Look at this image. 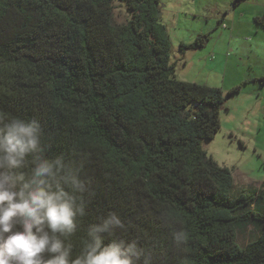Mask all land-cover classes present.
Wrapping results in <instances>:
<instances>
[{
    "label": "trees",
    "instance_id": "trees-1",
    "mask_svg": "<svg viewBox=\"0 0 264 264\" xmlns=\"http://www.w3.org/2000/svg\"><path fill=\"white\" fill-rule=\"evenodd\" d=\"M113 1L0 0V108L41 115L55 151L89 152L96 204L139 189L175 210L192 234L182 264H264V180L235 189L231 170L200 146L220 127L221 88L173 76L160 0H121V23ZM253 20L264 26V13ZM248 223L256 236L239 246Z\"/></svg>",
    "mask_w": 264,
    "mask_h": 264
},
{
    "label": "clouds",
    "instance_id": "clouds-1",
    "mask_svg": "<svg viewBox=\"0 0 264 264\" xmlns=\"http://www.w3.org/2000/svg\"><path fill=\"white\" fill-rule=\"evenodd\" d=\"M91 159L75 146L55 151L41 115L0 108V264L187 259L192 234L172 208L139 189L121 190L116 203H95Z\"/></svg>",
    "mask_w": 264,
    "mask_h": 264
},
{
    "label": "rangeland",
    "instance_id": "rangeland-1",
    "mask_svg": "<svg viewBox=\"0 0 264 264\" xmlns=\"http://www.w3.org/2000/svg\"><path fill=\"white\" fill-rule=\"evenodd\" d=\"M232 5V0H160L159 20L165 24L170 38L173 76L217 86L223 92L220 127L213 138L200 140L205 156L231 170L235 189L256 190L264 180V94L253 96L245 88L227 94V90L238 83L244 85L256 64L264 61L256 63L244 53H235L229 39L220 33L227 21L216 17L220 18ZM128 17L125 2L114 0L112 21L121 23ZM241 22L247 27L244 18ZM243 25L237 33L244 35ZM199 33L208 35L202 47L184 51L179 48V43H189ZM255 236L256 230L248 223L237 230L236 242L244 246Z\"/></svg>",
    "mask_w": 264,
    "mask_h": 264
},
{
    "label": "crops",
    "instance_id": "crops-1",
    "mask_svg": "<svg viewBox=\"0 0 264 264\" xmlns=\"http://www.w3.org/2000/svg\"><path fill=\"white\" fill-rule=\"evenodd\" d=\"M262 13H264V0H244L232 5L230 10H225L220 18L219 16L216 17V19L227 21L226 28L221 27L220 33L225 34L224 36L229 39V44H231L235 53H244L260 64L264 61V26L256 24L253 17ZM243 18L247 27L241 22ZM242 25L245 27L243 29H245L246 34L244 35L237 33ZM257 35L259 37L256 38ZM212 47L214 48V45ZM255 68L256 70L252 72L253 74L249 78L245 79V84L239 90L245 88L253 96H263L264 79L260 80V77L264 76V63L261 65L256 64Z\"/></svg>",
    "mask_w": 264,
    "mask_h": 264
},
{
    "label": "water",
    "instance_id": "water-1",
    "mask_svg": "<svg viewBox=\"0 0 264 264\" xmlns=\"http://www.w3.org/2000/svg\"><path fill=\"white\" fill-rule=\"evenodd\" d=\"M157 14L160 15V12H158Z\"/></svg>",
    "mask_w": 264,
    "mask_h": 264
}]
</instances>
